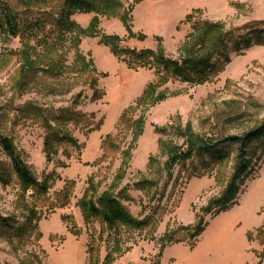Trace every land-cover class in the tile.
I'll return each mask as SVG.
<instances>
[{
    "label": "rangeland",
    "instance_id": "1",
    "mask_svg": "<svg viewBox=\"0 0 264 264\" xmlns=\"http://www.w3.org/2000/svg\"><path fill=\"white\" fill-rule=\"evenodd\" d=\"M0 1L14 4V0ZM125 4L128 8L129 3ZM95 16L78 13L72 19L88 29ZM189 17L192 19L187 22ZM99 19L98 35L85 37L81 43L82 53L94 62L98 73L106 75L98 82L103 94L98 102L92 101L88 75L84 84L69 94L58 93V86L68 89V78L75 76V51L69 42L64 46L66 69L60 84L35 71L29 74V84L21 87L22 71L28 68L27 55L36 56L33 60L44 65V54L51 51L0 34V137L12 141L36 180H49L46 194L24 192L0 144V178H4L0 179V215L25 228V232L5 233L0 225V264H88L91 237H100L105 229L98 219L87 222L80 200L91 177L99 182L101 194L110 190L120 170L124 177L112 194H119L133 217L149 218L152 224L143 231L122 225L105 230L97 243L102 259L117 240L121 254L113 264H264V245L257 239L256 229L261 222L264 225V154L255 160L235 205L216 217L204 215L208 202L225 185L223 181L218 185L214 174L220 172L227 181L233 158L217 167L213 175L191 177L188 162L186 167L176 165L169 177L165 170L153 188L136 187L141 178L150 177L151 158H159L161 165L167 161L159 148L160 139L186 149L180 130L188 126L195 134L219 140L242 136L264 125V45L254 44L240 53L231 51L230 63L204 85L171 79L159 90H167L165 101L138 107L137 100L145 88L157 80L156 69L132 70L102 43L104 35H117L124 49L156 51L160 41L166 55L178 60L179 49L193 33V26L222 24L230 39L252 29H264V25H257L264 22V0H142L133 8L132 30L146 37L143 41L128 38L118 18ZM79 93L82 96L75 103L74 96ZM128 108H135L130 112L134 121L143 114L144 130L136 143L132 142V129L119 128ZM54 116L61 120L53 121ZM47 120L53 129L77 140L79 147L64 144L47 160ZM156 128L168 129L167 134L158 133ZM117 134L120 149L104 156V138ZM131 144L135 148L126 158L123 152ZM66 187L70 198L62 208L61 195ZM202 219L204 231L194 245L191 233L183 231L180 235L189 242L169 244L161 251L159 239L169 224L175 230L179 225L194 226ZM250 235L254 236L251 240Z\"/></svg>",
    "mask_w": 264,
    "mask_h": 264
},
{
    "label": "trees",
    "instance_id": "2",
    "mask_svg": "<svg viewBox=\"0 0 264 264\" xmlns=\"http://www.w3.org/2000/svg\"><path fill=\"white\" fill-rule=\"evenodd\" d=\"M140 1L142 0H14L13 5L0 1V34L4 33L8 37L19 38L26 46H30V43L34 42L36 48L42 47L44 52L51 51L49 52L50 56L48 53L44 54L46 55L44 65L39 60H33L36 59V56L27 55L28 68L22 71V82L19 86H27L29 74L36 73L35 71L41 72L44 76H50L60 84V79H64L63 72L66 69L64 66L67 54L64 51V46L69 42L75 51L72 67L75 76L68 78L69 81L66 84L68 89L58 86V93L69 94L73 89L84 84L83 78L88 75V83L94 92L92 101L102 100L103 94L98 89V82L100 77H106V75L98 73L94 62L82 53V39L98 35L99 17H107L118 18L126 27L128 38H137L139 41L145 40L146 37L132 30V11ZM125 2L129 3L128 8ZM78 13L96 15L88 29H83L72 19ZM191 19L189 17L187 22ZM257 25H264V22ZM193 27V33L187 35L185 42L179 49L180 59L178 60H173L166 55L159 39V46L156 51L149 49L137 51L136 49L122 48L120 46L121 38L117 35H104L102 37V43L108 46L114 56L126 63L130 69H156L157 80L145 88L142 96L137 100L136 105L138 107H153L165 101L168 96L167 90H159L171 79L193 86L204 85L216 78L230 63L231 51L240 53L254 44L264 45V29H252L245 35L230 39V32H226L224 25L219 23L205 22L201 26ZM35 53L38 59L40 53L37 52V49ZM36 63H40L41 66L36 65ZM81 96V93L74 96L75 103L79 101ZM131 109L134 110L135 108H128L123 112L119 120V128L132 129V142L136 143L143 133L144 120L142 114L134 121L131 118ZM60 118V116H54L53 121L59 122ZM47 128L44 144L47 160L51 154H57L58 148L64 144L79 147L77 140L53 129L49 122ZM167 130L156 128V131L162 135H166ZM180 131H182L180 133L186 149L178 148L176 145H171L160 139L159 148L161 154H166L167 161L161 165L159 158H151L148 165L150 177L141 178L136 185L137 189L145 190L149 189L148 186L150 188L155 187L163 172L167 170L166 176L169 177L173 168L178 164L186 167L189 162L191 177L200 178L205 175H213L217 167L225 165L233 158L232 172L227 181L222 180L220 172L214 174L217 184H222L223 181L225 185H223L220 193L213 196L208 202L204 209V215L210 214L216 217L230 210L235 205L240 189L251 172L255 160L264 154V125L252 129L242 136L219 140L195 134L189 126ZM119 137L120 134L116 136L107 135L104 138L102 144L104 156L111 150L120 149ZM0 144L11 160L24 192L38 191L46 194L49 189L48 178L43 183L36 180L31 169L16 153L9 138L1 136ZM134 148L135 144H131L128 150L123 152L126 158ZM123 177L124 172L120 170L110 190L101 194L98 192L99 182H95V177L89 179L88 187L80 200L84 218L88 223L98 219L107 231L116 230L115 228L119 225L131 231H143L151 227L152 222L149 218L136 219L123 205L119 194H112V190H115L121 181L119 179H123ZM159 197L158 199H162L163 194ZM69 198V187H66L61 195L62 208L67 205ZM0 225L5 233L25 232L23 226H15L14 220L4 218L1 215ZM203 225V219L194 226L179 225L175 230L173 224H169L165 235L159 239L160 244H162L161 251L169 244L189 242L186 236L180 235L183 231L191 233L190 238L192 245H194L204 231ZM103 232H100L98 238H95L96 236L91 237L92 240L87 251L88 264H113L116 256L121 254L116 240L114 246L107 249L106 257L102 259L98 244L101 242V237L103 238ZM93 233L96 234V231H92ZM248 238L251 240L254 236L250 235ZM257 239L264 245V225L257 229Z\"/></svg>",
    "mask_w": 264,
    "mask_h": 264
},
{
    "label": "crops",
    "instance_id": "3",
    "mask_svg": "<svg viewBox=\"0 0 264 264\" xmlns=\"http://www.w3.org/2000/svg\"><path fill=\"white\" fill-rule=\"evenodd\" d=\"M262 226V222L256 226V229L260 228ZM248 241V239H247ZM182 245V244H181ZM165 259V258H164ZM166 260V259H165Z\"/></svg>",
    "mask_w": 264,
    "mask_h": 264
}]
</instances>
